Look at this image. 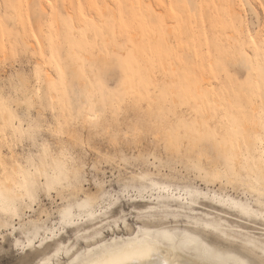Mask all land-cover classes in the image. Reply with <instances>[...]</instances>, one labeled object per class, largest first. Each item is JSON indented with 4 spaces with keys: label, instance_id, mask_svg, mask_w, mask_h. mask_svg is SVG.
Returning <instances> with one entry per match:
<instances>
[{
    "label": "rangeland",
    "instance_id": "1",
    "mask_svg": "<svg viewBox=\"0 0 264 264\" xmlns=\"http://www.w3.org/2000/svg\"><path fill=\"white\" fill-rule=\"evenodd\" d=\"M261 33L264 0H0V98L82 154L85 196L122 174L137 195L146 189L103 217L98 204L74 208L77 221L63 228L56 194L42 193L22 219L4 224L0 214V264H73L143 231L137 216L147 210L168 213L158 228L264 260V60L252 48ZM244 45L252 61L241 66ZM8 119L0 115V186L13 187L31 142L13 131L27 123ZM138 126L142 135L130 136ZM197 163L219 174L202 179Z\"/></svg>",
    "mask_w": 264,
    "mask_h": 264
},
{
    "label": "snow or ice",
    "instance_id": "2",
    "mask_svg": "<svg viewBox=\"0 0 264 264\" xmlns=\"http://www.w3.org/2000/svg\"><path fill=\"white\" fill-rule=\"evenodd\" d=\"M252 48L257 54L256 58L264 60V33L260 34L258 41H252ZM234 59L241 66L251 63L252 56L247 51V45L237 50ZM96 86L102 92L109 90L103 78H96ZM13 103L11 98L8 100L0 98V115L5 113L8 115L7 124H12L16 120L21 121L22 124L27 123V128L21 126L20 128H13V131L19 133L21 140L30 141L31 148L27 155L25 170H22L23 183L13 187L0 186V214H3L4 224L7 223L9 217L13 220L17 217L22 219L23 213L34 208L38 197L44 192L56 194V198L64 205L59 209L61 217L59 224L62 228L77 221L78 217L73 215V210L82 207L84 204H98L101 208L98 215L103 217L110 208L123 203L125 200L146 199L143 196V191L146 189H141V194L137 195L136 189L132 187L133 179L123 174L119 183L115 179L112 181L111 187L107 181L103 184L97 181L95 192L85 196L82 189L85 179L88 178V166L82 154L66 142L61 143L45 139L42 135L43 127L39 118L33 119V114L14 111ZM24 103L30 105L28 100H25ZM142 133L143 130L138 126L135 132L130 131L129 135L135 138ZM118 142L119 137L117 135L113 137V143ZM77 143H83V141ZM90 143L84 145L86 151L89 150ZM261 143L264 144V140ZM103 159H112L111 150L103 155ZM195 167L200 172L202 179L215 178V175L219 174V169L213 173L211 167L205 170L199 163ZM93 169H95V165H93ZM141 179L146 178L141 177ZM88 182L90 185L93 183L90 179ZM153 187H157V185H153ZM162 191L167 192L170 189L163 188ZM194 195L199 196L200 193L197 192ZM56 211V207L53 206L51 214L54 218ZM261 211L264 215V201H262ZM161 213L157 215L152 210L140 213L137 220L138 222H146L147 227L143 231L136 230L137 235L131 242L112 240L107 244L98 245L95 250H90L94 251L95 258L81 260L79 264H186L184 260L180 259V253H194L198 260L192 264H251L250 261L241 258L240 255L221 254L203 240L190 235L189 232L181 231L174 225L166 224L162 228L154 226L153 221H163L168 215L164 210H161ZM246 214L255 215L251 210ZM248 243L251 247H255L254 241H248ZM16 245L18 248L26 246L23 239L17 240ZM261 248L264 250V244L261 245ZM41 264H56V261L43 260Z\"/></svg>",
    "mask_w": 264,
    "mask_h": 264
},
{
    "label": "bare ground",
    "instance_id": "3",
    "mask_svg": "<svg viewBox=\"0 0 264 264\" xmlns=\"http://www.w3.org/2000/svg\"><path fill=\"white\" fill-rule=\"evenodd\" d=\"M190 235L192 236H196L194 234H191L189 233ZM136 235H128L126 237H119L118 240L116 241H120V242H131V240L133 238H135ZM198 237V236H196ZM199 239H201L200 237H198ZM115 240V239H113ZM202 240V239H201ZM109 242H104L100 245H104V244H107ZM210 247L212 248H215L216 250H218L221 254H224V255H228V254H233V255H240L241 258L247 260V261H250L251 264H261L263 263L264 260H262V258H260L253 249L251 250H247L246 253H241L239 251H236L235 249H232V248H221L219 246H215V245H211L209 243H207ZM97 248L94 247L92 249H89L87 250L86 254L85 255H79L77 254L75 256L74 259H72V262L73 264H79V261L81 260H88V259H93L95 258V253L94 251H90V250H95ZM179 257L180 259L184 260L186 262V264H192V262L194 261H197L198 260V257H196V255L193 253V254H186V253H180L179 254Z\"/></svg>",
    "mask_w": 264,
    "mask_h": 264
}]
</instances>
